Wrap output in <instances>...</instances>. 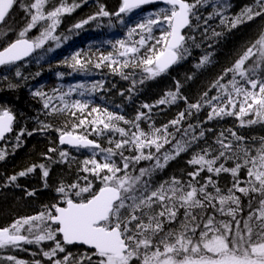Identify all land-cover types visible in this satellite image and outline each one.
<instances>
[{
	"label": "snow or ice",
	"instance_id": "1",
	"mask_svg": "<svg viewBox=\"0 0 264 264\" xmlns=\"http://www.w3.org/2000/svg\"><path fill=\"white\" fill-rule=\"evenodd\" d=\"M154 2L119 0L115 12H109L104 4H100L97 12L73 26L74 29H82L90 22L107 17L109 27H114L112 20L115 19L126 29L124 37L116 39L114 43L108 41L113 51L107 54L101 52L94 62V68L107 67L112 74H118L125 80L132 79L129 92L137 83L132 78L136 69H141L146 79H153L184 59L188 51L186 41L193 38L186 37L182 30L191 27V17L195 16L197 21L201 19L196 11L201 5L208 4L209 0H195L194 3L188 0H163L170 7L131 21L132 15L143 5ZM18 3L20 0H0V25L7 24L11 10ZM48 3L49 0H34L30 4H20L30 19L16 33L15 39L0 45V66L23 61L49 41H55L56 47L60 46V38L55 32L62 15L70 14L82 5L73 3L69 6L66 0H60L51 10H45ZM211 6L214 12L205 18V24L208 19L217 16L221 24H228L231 29L264 17V0H255L253 5L245 7L235 17L224 15L228 7L224 2ZM42 22L47 27L30 39L29 33ZM154 30L160 32L158 37L154 35ZM7 35L8 32L0 30V37ZM213 35L220 36L221 33L213 32ZM52 50L47 49L48 52ZM210 55L202 57L197 67L210 63ZM90 65H93L91 56L77 52L71 56L69 67L74 72H87ZM125 70L130 71L125 74ZM16 75L21 76V73L17 71ZM229 76L231 78L227 79ZM98 84L103 89V81ZM180 89L177 81L175 91L166 92L154 105L145 103L142 107L149 112L138 110L133 119L108 107L92 106L93 101L85 97L98 91L97 83L91 86L84 83L70 85L66 92L53 89L56 96L34 91L32 95L43 100L46 115L68 117L63 127L55 129L59 133V145L87 149L90 157L80 163L77 180L71 184L61 182L56 187L59 201L44 205L37 214L19 217L9 225L0 227V249L25 250L23 244L40 246L42 242L53 241L51 249L41 248L49 264H264V137L260 138V147L253 150L245 146L247 141L235 131L228 130L232 139L221 132L215 140L220 146L218 151L209 145L187 161L195 167V171L188 172L187 182L175 176L156 187L151 182L159 169L187 152L205 137L206 131H211L200 129L199 123L188 124L183 129L184 136L180 140L175 139L176 133L181 131L177 126L186 117H191L193 110L199 113L202 108L208 107V121L234 116L241 127L264 124V27L243 54L223 70L195 103H190ZM213 89L217 94L210 96ZM74 93L80 98H72ZM120 95H124L123 91ZM53 99H58L59 106L52 104ZM178 100H183L187 109L180 111L175 119L156 127L151 122V109L159 105H174ZM15 119L11 110L0 109V138L13 130ZM142 121H149L148 131L141 127ZM38 123L40 128L33 132L43 133L52 128L51 124L43 121ZM170 127L175 132H169ZM197 129L200 130L197 132ZM33 132H26L22 128L17 134V147L25 133L31 136ZM116 134H119L118 139ZM92 135L97 139H90ZM105 137L109 147H102L99 142ZM168 144L172 145V152H165L161 163L159 153ZM57 151L59 161L53 160L50 155ZM125 152L135 154L125 155ZM42 155L52 163H63L67 162L69 152L50 147ZM116 157H119V162ZM4 158L5 152L0 151V160ZM153 160L155 164L139 168L137 174L136 169L141 161ZM221 160H231L235 166L226 167L225 163H219ZM37 168L41 170V178L47 187L50 169L43 163L29 166L9 177L8 181L14 182ZM245 168L247 177L242 180L239 173ZM204 171L216 176L230 174L233 181L227 194H222L213 175L205 177L201 184L198 178ZM80 172L84 175H80ZM26 194L33 196L35 191ZM244 197L247 198L246 207L242 202ZM209 209H212L211 214ZM217 213L226 219H217ZM25 232L27 234H23ZM68 245L87 246L88 250L83 254H74L66 251ZM58 254L64 255L61 257ZM6 259L12 264H27L12 255ZM33 264L42 262L35 260Z\"/></svg>",
	"mask_w": 264,
	"mask_h": 264
},
{
	"label": "trees",
	"instance_id": "2",
	"mask_svg": "<svg viewBox=\"0 0 264 264\" xmlns=\"http://www.w3.org/2000/svg\"><path fill=\"white\" fill-rule=\"evenodd\" d=\"M59 2L60 0H49L47 10L59 4ZM66 2L69 6L73 3H80L82 6L73 11L71 15H62L61 23L55 32V35L60 38V46L56 47V45L49 41L42 49L36 50L29 58L15 65L0 68V109L8 108L16 118L12 132L0 142V151L5 152V158L0 160V227L9 225L19 217L37 214L42 210L44 205H51L59 201L60 197L55 191L56 187L61 182L71 184L77 180L80 163L85 158L90 157V151L87 149H76L59 145V133L55 129L63 127L68 117L66 115H46L47 110L43 108V100L39 97H34L32 95L34 91L39 90L45 92L48 96H56L57 93H54L53 89H61L66 92L68 87L73 85L72 82L80 81L78 83H84L88 86L97 83L98 91L92 96L85 98L93 101L92 106L108 107L111 111L124 114L128 119H133L138 110L148 113L149 110L142 106L145 103L154 105L166 92L175 91L177 81L181 85V94L186 96L190 103H195L200 99L202 93L208 90L212 82L222 74L223 70L230 67L234 60L243 54V51L257 38L261 28L264 27V17L256 18L253 21L243 23L231 29L230 25L221 24L220 18L217 16L208 19L207 24H205V18L214 12L212 4L226 3L228 7L224 10V15L235 17L245 7L255 3V0H209L208 4L201 5L196 11V15L201 19L197 21L195 16L191 17V27H188L185 31V36L192 37L193 39L186 41L185 46L188 51L184 59L180 60L166 73H162L153 79H146L142 70L136 69L132 78L137 83L133 91L129 92V89L132 88V79L125 80L118 74H112L107 67L101 69L94 68V62L101 52L107 54L113 51L108 41L114 43L116 39L124 37L126 29L118 24L115 19L112 20L114 27H107L102 18L96 20V28L94 24L91 27L87 26V24L84 28L78 30L73 28L76 23L97 12L100 4H104L109 12H115L119 7V0H86V3L84 0H66ZM188 2L194 3L195 0H188ZM21 3L22 0L11 10L7 24L1 25L0 30L8 32V35L0 37V45H5L15 39L16 33L30 19L27 13L24 14L19 10ZM168 7L163 6L161 9ZM155 9L156 7L154 6L141 8L132 15L131 21L135 22L143 18L145 11H154ZM107 19L109 20V18ZM125 19L127 20L128 18L126 17ZM106 22L109 24V21ZM98 23L100 26H98ZM205 28H207L206 34ZM213 32L221 33V35L214 36ZM154 35L158 37L160 32L154 30ZM35 37L36 35L33 34L32 30L29 33V38L34 39ZM48 48H52L53 50L48 52ZM77 52L82 53L84 56H91L93 65L89 66L87 72H74L69 67L71 56ZM209 54H211L209 56L210 63L197 67L201 58ZM17 71L21 73V76L16 75ZM129 71L125 70V74ZM38 73L39 75H37ZM58 73L62 75L58 76ZM230 78L231 76L227 77V79ZM142 80L143 83H140ZM100 81H103V89L99 88L98 82ZM122 91L124 95H120ZM216 94V90L213 89L209 95L213 96ZM72 98L80 97L74 93ZM52 104L59 106L58 99H53ZM187 107V104L183 100H178L174 105L153 107L149 113L151 122L156 127H160L175 119L177 114L180 111H185ZM209 111L208 107L202 108L199 113L193 110V115L186 117L177 126L181 131L176 133V140H180L184 136L183 129L187 128L188 124L195 125L199 123L200 129H211V131H206L205 137L201 138L187 152L181 153L175 159L170 160L163 169H159L151 178L153 187L158 186L160 182L168 180L173 176L187 182L189 179L188 172L195 171V167L189 165L187 161L192 158L194 153L200 152L201 149L209 145L218 151L220 146L215 143V140L221 132H224L228 139H232L228 131L229 129L245 138L247 141L246 147L253 150L260 147V138L264 137V124L241 127L239 121L234 116H226L222 119L215 118L208 121L207 116ZM248 118L251 117H246L245 119ZM38 121L51 124L52 128L43 133L39 131L33 132L34 129L40 128ZM70 126L71 120H69ZM121 126L124 125L121 124ZM141 127L145 131H148L149 121H142ZM22 128L26 129V132H33V135L29 136L25 133L19 142V147H17V134ZM200 129L196 131L198 132ZM169 132H175V129L170 127ZM89 138L97 139L94 135L89 136ZM116 138H119V134H116ZM253 138H255V141H253ZM184 139H188V137H184ZM99 142L102 147H109L106 137L100 139ZM225 143H227V140ZM50 147H57L58 150L68 151L69 157L67 162L52 163L45 160L42 154L47 153ZM152 151L155 152V149L153 148ZM165 152H172L171 144L165 145L159 153L161 163H163ZM134 154L125 152V155ZM254 154L255 152L253 151ZM50 155L53 160L59 161V151ZM97 158L99 159V157ZM116 159L119 162V157H116ZM40 163L45 164L50 169L47 187L44 186L39 168L27 176L18 177L16 181L9 183V177L26 170L33 164ZM219 163H225V166L229 168L235 166L231 160L227 162L221 160ZM150 164H155V160L151 162L141 161L136 169L137 174L139 168L149 167ZM216 166H219V164ZM79 174L84 175L82 172ZM208 175H213V179L221 188L222 194H227V189L232 185V176L228 173H221L219 176H216L204 171L198 178L201 184ZM239 176L242 180L245 179L247 177V169H242ZM89 178L91 179V177ZM33 190L35 191V195L28 196L26 194L28 191ZM209 191L214 192V189L209 188ZM237 194L239 195V193ZM242 202L246 207L247 198H242ZM217 207H219L218 202ZM208 211L209 214L212 213V209ZM216 215L217 219H226V217L218 213ZM244 215H247V211H245ZM182 216L183 210H181ZM22 247L25 250L5 248L0 252L2 254L4 252L10 253L18 259L26 261L27 264H33L35 260H40L42 264H49L43 257L40 246L23 244ZM66 247L74 254H83L88 250L86 247L80 245Z\"/></svg>",
	"mask_w": 264,
	"mask_h": 264
},
{
	"label": "rangeland",
	"instance_id": "3",
	"mask_svg": "<svg viewBox=\"0 0 264 264\" xmlns=\"http://www.w3.org/2000/svg\"><path fill=\"white\" fill-rule=\"evenodd\" d=\"M32 2H34V0H22V3L21 4H24V3H28V4H30V3H32ZM160 9H161V7H157L154 11L153 10H151V11H145L144 13V17H146V16H149V15H152V14H154V13H157V12H159L160 11ZM19 10L20 11H22L24 14H26L23 10H22V8L21 7H19ZM45 10H46V5H45ZM103 19V21L105 22L104 24L108 27L109 26V24H107V22L106 21H109L107 18H102ZM61 20H62V18H61ZM94 24V26H95V28H96V21H94V23L93 22H90L87 26H92ZM44 26H46L47 27V24L46 23H41L38 27H36L35 29H33V34L34 35H36V36H38L39 35V33L41 32V31H43V27ZM98 26H100L99 25V23H98ZM90 29V28H89ZM57 36V35H56ZM54 45H56V42L55 41H51ZM78 82H80V81H78ZM78 82H72V84L74 85V84H78ZM54 246V242L53 241H45L44 243H42L41 245H40V248H43L44 250H49V249H51L52 247ZM1 250H3V249H0V251ZM66 251L67 252H70L68 249H67V247H66ZM66 254V253H65ZM9 255H12V254H10V253H6V252H4L3 254H2V252H0V264H12V262H10V261H8L7 259H6V257L7 256H9ZM58 255H60L61 257H62V255H64V254H58ZM18 259V258H17Z\"/></svg>",
	"mask_w": 264,
	"mask_h": 264
},
{
	"label": "water",
	"instance_id": "4",
	"mask_svg": "<svg viewBox=\"0 0 264 264\" xmlns=\"http://www.w3.org/2000/svg\"><path fill=\"white\" fill-rule=\"evenodd\" d=\"M161 4H165V3H163V0H155V2L154 3H151V4H147V5H161ZM143 6H146V5H143ZM186 30V28L184 29V30H182V32H183V34H184V31ZM173 66V65H172ZM171 66V67H172ZM170 67V68H171ZM11 132H9V133H5V136L3 137V138H0V141H2L7 135H9ZM58 141H59V139H58ZM68 146V145H67ZM71 147V146H70ZM85 247H87V246H85Z\"/></svg>",
	"mask_w": 264,
	"mask_h": 264
},
{
	"label": "bare ground",
	"instance_id": "5",
	"mask_svg": "<svg viewBox=\"0 0 264 264\" xmlns=\"http://www.w3.org/2000/svg\"><path fill=\"white\" fill-rule=\"evenodd\" d=\"M123 87V86H122ZM124 88H126V87H124ZM160 91H161V89H160ZM22 203V202H21ZM23 205V204H22ZM23 207V206H22ZM19 208V207H18ZM21 210V209H20Z\"/></svg>",
	"mask_w": 264,
	"mask_h": 264
},
{
	"label": "flooded vegetation",
	"instance_id": "6",
	"mask_svg": "<svg viewBox=\"0 0 264 264\" xmlns=\"http://www.w3.org/2000/svg\"><path fill=\"white\" fill-rule=\"evenodd\" d=\"M72 13H70V14H66V16H68V15H71Z\"/></svg>",
	"mask_w": 264,
	"mask_h": 264
}]
</instances>
